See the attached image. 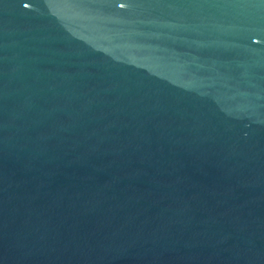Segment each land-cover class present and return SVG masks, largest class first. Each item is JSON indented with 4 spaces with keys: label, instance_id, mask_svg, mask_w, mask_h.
Returning <instances> with one entry per match:
<instances>
[{
    "label": "water",
    "instance_id": "obj_1",
    "mask_svg": "<svg viewBox=\"0 0 264 264\" xmlns=\"http://www.w3.org/2000/svg\"><path fill=\"white\" fill-rule=\"evenodd\" d=\"M0 264H264V0H0Z\"/></svg>",
    "mask_w": 264,
    "mask_h": 264
}]
</instances>
